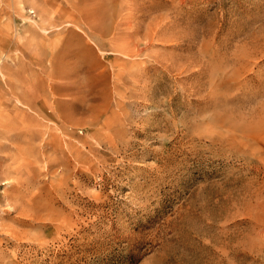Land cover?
<instances>
[{
  "label": "rangeland",
  "instance_id": "374dc122",
  "mask_svg": "<svg viewBox=\"0 0 264 264\" xmlns=\"http://www.w3.org/2000/svg\"><path fill=\"white\" fill-rule=\"evenodd\" d=\"M0 264H264V0H0Z\"/></svg>",
  "mask_w": 264,
  "mask_h": 264
},
{
  "label": "bare ground",
  "instance_id": "6f19581e",
  "mask_svg": "<svg viewBox=\"0 0 264 264\" xmlns=\"http://www.w3.org/2000/svg\"><path fill=\"white\" fill-rule=\"evenodd\" d=\"M61 89H64V88H61ZM10 122V121H9ZM81 144V143H80ZM51 145V144H50ZM66 145V144H65ZM84 146V145H83ZM76 147V146H75ZM75 147H74V149H75ZM84 155V154H83ZM67 158V157H66ZM82 158V157H81ZM81 163V162H80ZM82 164H80V166H81ZM83 166V165H82Z\"/></svg>",
  "mask_w": 264,
  "mask_h": 264
}]
</instances>
